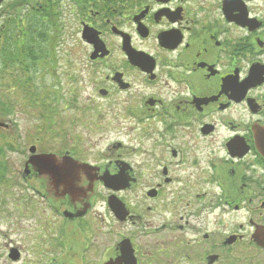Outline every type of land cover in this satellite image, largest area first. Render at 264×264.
<instances>
[{
  "label": "flooded vegetation",
  "instance_id": "flooded-vegetation-1",
  "mask_svg": "<svg viewBox=\"0 0 264 264\" xmlns=\"http://www.w3.org/2000/svg\"><path fill=\"white\" fill-rule=\"evenodd\" d=\"M38 9L79 55L25 86L58 148L0 166V264H264V0Z\"/></svg>",
  "mask_w": 264,
  "mask_h": 264
},
{
  "label": "rangeland",
  "instance_id": "rangeland-1",
  "mask_svg": "<svg viewBox=\"0 0 264 264\" xmlns=\"http://www.w3.org/2000/svg\"><path fill=\"white\" fill-rule=\"evenodd\" d=\"M6 3V1L4 2ZM4 3L0 5V14L5 12ZM2 21V19H1ZM0 21V26H1ZM61 26L60 39H57V48L53 53L56 60V72L53 75L48 71L45 63H38L44 65L41 69V73L37 72L39 67L32 68V77L30 84L31 89L38 92L37 88L44 89L47 91L49 88L57 87V90L61 94H65L66 90V71L65 63L63 59L77 58L76 49L72 47V40L70 38V23L71 19L67 17H61L56 20ZM44 61V59H41ZM34 70L36 71L34 73ZM20 70H15L11 65L5 70V75L0 76V120L10 125L9 130L0 129V145L3 148V153L0 156V166L7 167L9 173H15L21 171V163L23 160L24 153L31 145L37 147L38 152H54L58 146L54 141L53 129L51 123L54 122V113L52 111H46V109L30 108L31 101L33 98H37L38 95L27 93L25 90V84L23 88L16 87L14 91L8 92L7 89L13 86V76L20 78L25 81ZM48 71V72H47ZM37 87V88H36ZM65 88V90H64ZM32 106H35L33 104ZM31 106V107H32ZM61 118H67L65 112L61 111ZM50 112V113H49ZM39 131V132H38ZM38 140V142L36 141ZM6 169V170H7Z\"/></svg>",
  "mask_w": 264,
  "mask_h": 264
},
{
  "label": "trees",
  "instance_id": "trees-1",
  "mask_svg": "<svg viewBox=\"0 0 264 264\" xmlns=\"http://www.w3.org/2000/svg\"><path fill=\"white\" fill-rule=\"evenodd\" d=\"M5 12L2 16L0 31V76L5 75V70L11 65L15 70H20L25 81L13 76V86L23 88L24 84L31 81L28 76L32 68H40L42 60L44 63L53 58L51 48L52 37L49 36L47 28L56 19L52 17L46 21L42 10L38 9L50 0H3ZM51 52V53H50ZM47 66V63H45ZM36 71L34 70V73ZM25 84V86H26ZM2 93V92H0ZM3 148L0 145V156Z\"/></svg>",
  "mask_w": 264,
  "mask_h": 264
},
{
  "label": "water",
  "instance_id": "water-1",
  "mask_svg": "<svg viewBox=\"0 0 264 264\" xmlns=\"http://www.w3.org/2000/svg\"><path fill=\"white\" fill-rule=\"evenodd\" d=\"M2 0H0V2H1ZM50 160H52V158H51V156H40V160L39 161H41V163H45V162H50Z\"/></svg>",
  "mask_w": 264,
  "mask_h": 264
}]
</instances>
